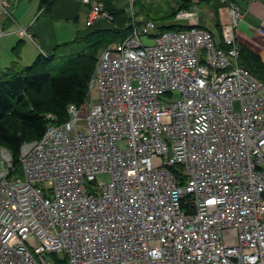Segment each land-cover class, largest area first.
<instances>
[{
	"label": "built area",
	"instance_id": "obj_1",
	"mask_svg": "<svg viewBox=\"0 0 264 264\" xmlns=\"http://www.w3.org/2000/svg\"><path fill=\"white\" fill-rule=\"evenodd\" d=\"M86 1L87 26L112 19ZM228 7L220 39L196 5L159 33L135 18L65 121L47 114L17 165L0 146V264H264V80Z\"/></svg>",
	"mask_w": 264,
	"mask_h": 264
},
{
	"label": "trees",
	"instance_id": "obj_2",
	"mask_svg": "<svg viewBox=\"0 0 264 264\" xmlns=\"http://www.w3.org/2000/svg\"><path fill=\"white\" fill-rule=\"evenodd\" d=\"M112 16V29H95L86 36L55 48L49 56L39 55L31 64L20 68H8L0 77V146L12 154L15 165L23 142L40 139L46 129L47 114L55 123L67 119V105L81 104L88 91V81L94 69L99 50L107 43L122 40L131 32L134 19L127 11L128 5L114 6L113 0H101ZM210 1V0H205ZM235 0H226V4ZM135 5V0L133 6ZM194 6L191 0H181L167 17L154 20L159 29L178 28L185 25L174 21L178 9ZM136 14V13H135ZM171 17V18H170ZM173 22H164L166 19ZM144 21V20H140ZM137 22L136 23H140ZM214 37H216V34ZM220 37V36H219ZM217 38V37H216ZM220 39V38H217ZM62 64L52 67L51 61L65 54ZM247 52V53H246ZM239 64L259 79L264 80V64L257 55L241 47Z\"/></svg>",
	"mask_w": 264,
	"mask_h": 264
},
{
	"label": "crops",
	"instance_id": "obj_3",
	"mask_svg": "<svg viewBox=\"0 0 264 264\" xmlns=\"http://www.w3.org/2000/svg\"><path fill=\"white\" fill-rule=\"evenodd\" d=\"M113 1L114 6H123L118 0ZM180 1L176 0V7ZM235 1L243 12L235 30L236 40L264 64V0ZM209 2L191 0L209 14L205 20L199 16L200 24L220 38L221 26L229 20V5L226 0ZM1 3L6 4L9 14L0 13V77L8 68L27 66L39 55L49 56L56 47L84 37L92 30L114 27L108 19L87 26L91 7L86 0H0ZM20 29L31 33L32 40L22 35Z\"/></svg>",
	"mask_w": 264,
	"mask_h": 264
},
{
	"label": "rangeland",
	"instance_id": "obj_4",
	"mask_svg": "<svg viewBox=\"0 0 264 264\" xmlns=\"http://www.w3.org/2000/svg\"><path fill=\"white\" fill-rule=\"evenodd\" d=\"M118 2L120 5H124V6L130 5L129 0H118ZM175 2H176V0H174V1L173 0H135L134 11L136 12V14H135L136 21L140 22V20H147V19H150L149 17L158 21L163 17H167L168 15H170L173 12L174 8H176ZM208 3H210V2H208ZM130 16H131V14H130ZM199 16L203 20H205V18H209V14H207L205 12L203 7L199 8ZM170 18L164 20V22H166V24H167V22H173V20H171ZM162 30H167V29H156L152 32L153 33H159V31H162ZM142 41L144 43L151 44V43H153V37L148 36V35H143ZM109 44L110 43H107L104 46H107ZM71 52L72 51L70 50L65 54L61 53L59 57H57L56 59L51 61V63H50L51 66L55 67V66H59L60 64H62L63 59H66V57H67L66 55H68V54L70 55L74 51L72 53ZM99 52H100V50H99ZM97 180L100 184L104 183L107 181V176H99V177H97Z\"/></svg>",
	"mask_w": 264,
	"mask_h": 264
}]
</instances>
